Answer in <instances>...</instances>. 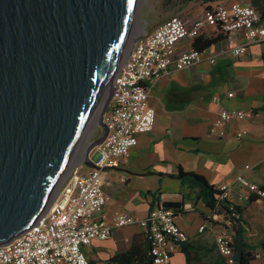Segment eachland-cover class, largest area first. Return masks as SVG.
Here are the masks:
<instances>
[{
    "label": "water",
    "instance_id": "1",
    "mask_svg": "<svg viewBox=\"0 0 264 264\" xmlns=\"http://www.w3.org/2000/svg\"><path fill=\"white\" fill-rule=\"evenodd\" d=\"M140 4L0 0V246L44 214L93 126L101 133L80 162L110 169L92 153L109 133L123 57L143 35L132 38Z\"/></svg>",
    "mask_w": 264,
    "mask_h": 264
},
{
    "label": "crops",
    "instance_id": "2",
    "mask_svg": "<svg viewBox=\"0 0 264 264\" xmlns=\"http://www.w3.org/2000/svg\"><path fill=\"white\" fill-rule=\"evenodd\" d=\"M201 36H220V31L208 26ZM221 38L201 50L205 56L215 47L230 46ZM194 41L178 43L177 54L194 48ZM241 41L239 35L231 46ZM147 84L149 104L156 111L155 127L138 136V144L117 168L106 170L104 190L109 200L102 215L112 222L116 213L125 212L141 221L165 202L178 203L170 210L189 240L178 248L171 264H230L216 245L217 234L226 227L224 217L214 215L187 186L168 175L182 167L203 175L216 188L231 185V202L245 208L243 217L249 223L245 241L257 245L263 240L264 199L236 181L244 174L251 183L264 185V43L251 45L241 58L224 59L215 66L207 60L185 69L172 65L165 76ZM221 108L255 114L229 124L225 135L218 136L211 133V126ZM239 132L245 136L238 137ZM205 224L209 225L201 232ZM83 250L92 264H125L120 257L128 252L139 256L136 264H147V230L140 224L115 228L108 240L94 241ZM252 264H264V257Z\"/></svg>",
    "mask_w": 264,
    "mask_h": 264
},
{
    "label": "built area",
    "instance_id": "3",
    "mask_svg": "<svg viewBox=\"0 0 264 264\" xmlns=\"http://www.w3.org/2000/svg\"><path fill=\"white\" fill-rule=\"evenodd\" d=\"M208 26L216 27L230 46L215 47L207 56L194 48L177 54L178 43L194 41ZM239 35L242 41L231 46ZM256 43H264V19L254 6L240 1L228 5L207 3L201 18L175 15L152 31L144 32L130 47L116 76V92L105 116L109 133L104 144L92 153L94 161L102 168H117L138 144V136L153 131L156 111L149 104V81L165 76L172 65L185 69L207 60L215 66L224 59L241 58ZM228 96L232 98L234 94ZM254 114L253 110L221 108L211 133L224 136L229 124L244 121ZM243 136L244 132L238 133V137ZM85 168L81 162L74 163L36 224L0 246V264H92L84 247L94 241L108 240L115 228L137 224L147 230L150 264H171L178 248L189 240L188 234L177 224L175 214L160 207L140 221L128 213L118 212L109 222L102 215L109 200L104 190L106 170L87 167L86 172ZM249 168L247 165L246 169ZM236 182L264 199V185L251 183L244 174H240ZM218 189L221 199L231 201V185L223 184ZM208 225H203L200 231ZM233 237L234 232L228 227L216 236L217 249L231 259L230 264H235ZM261 257L264 254L258 253L256 260Z\"/></svg>",
    "mask_w": 264,
    "mask_h": 264
},
{
    "label": "trees",
    "instance_id": "4",
    "mask_svg": "<svg viewBox=\"0 0 264 264\" xmlns=\"http://www.w3.org/2000/svg\"><path fill=\"white\" fill-rule=\"evenodd\" d=\"M204 3H215L219 0H202ZM262 15L264 19V0H251L250 3ZM223 35L214 37H203L195 39L193 42L194 49L205 50L222 40ZM168 177L180 180L184 186H187L192 193L195 194L197 200H202L205 205L212 210L214 215L224 217L226 227L231 228L234 232L233 249L235 264H252L256 260L258 253L264 254V238L257 245L249 244L245 241L246 230L249 228V223L244 219V207L234 204L231 201L221 199L222 193L218 188L211 185L209 181L201 174L187 172L183 168H179L177 173L169 174ZM148 241V258L146 263L150 264V242ZM188 258L190 256L187 246L183 247ZM138 257L134 252H128L120 257L125 264H136Z\"/></svg>",
    "mask_w": 264,
    "mask_h": 264
},
{
    "label": "rangeland",
    "instance_id": "5",
    "mask_svg": "<svg viewBox=\"0 0 264 264\" xmlns=\"http://www.w3.org/2000/svg\"><path fill=\"white\" fill-rule=\"evenodd\" d=\"M236 1H241L244 3L250 2V0H219L214 4L228 5ZM206 5L207 4L202 0H141L138 13V23L134 30L136 32V36L142 35L146 30L158 27L175 15H180L186 18L189 17L192 19L201 18ZM100 133L101 128L98 125L93 126L85 139L86 142L89 143L94 141L100 135ZM84 148L85 145L82 146L79 155L84 153ZM80 159L81 158L78 157L75 163L80 162ZM63 181L64 179L58 185L54 196L62 186Z\"/></svg>",
    "mask_w": 264,
    "mask_h": 264
},
{
    "label": "bare ground",
    "instance_id": "6",
    "mask_svg": "<svg viewBox=\"0 0 264 264\" xmlns=\"http://www.w3.org/2000/svg\"><path fill=\"white\" fill-rule=\"evenodd\" d=\"M134 37H136V32H135V31H134V34H133V37H132V38H134ZM130 46H131V43H130L128 49H127L126 54H125L124 57H123V60L125 59V57H126L128 51H129V49H130ZM106 93H107V90L105 91V93H104V95H103V98L105 97ZM90 131H91V130H90ZM90 131H89V132H90ZM83 145H85V147H86V146L88 145V142H86V140H85V142H84ZM79 153H80V151H79ZM79 153H78V156H79V157H83V156H82L83 154L79 155ZM68 172H69V171H68ZM68 172H67V174H68ZM67 174H66V175H67ZM66 175H65V176H66ZM65 176H64V177H65ZM52 200H53V199H52ZM52 200H51V202H52ZM51 202H50V203H51ZM48 207H49V206H48ZM47 209H48V208H47ZM47 209H46V211H47ZM46 211H45V212H46ZM45 212H44V213H45ZM41 217H42V216H41Z\"/></svg>",
    "mask_w": 264,
    "mask_h": 264
}]
</instances>
